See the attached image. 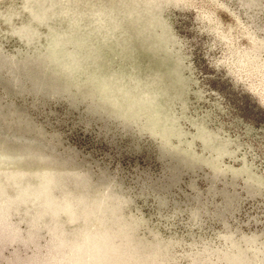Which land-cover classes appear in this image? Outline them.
<instances>
[{"label": "rangeland", "instance_id": "1", "mask_svg": "<svg viewBox=\"0 0 264 264\" xmlns=\"http://www.w3.org/2000/svg\"><path fill=\"white\" fill-rule=\"evenodd\" d=\"M0 264H264V0H0Z\"/></svg>", "mask_w": 264, "mask_h": 264}]
</instances>
